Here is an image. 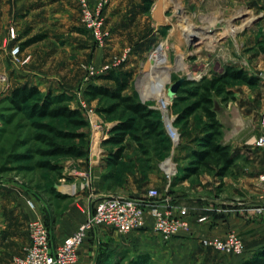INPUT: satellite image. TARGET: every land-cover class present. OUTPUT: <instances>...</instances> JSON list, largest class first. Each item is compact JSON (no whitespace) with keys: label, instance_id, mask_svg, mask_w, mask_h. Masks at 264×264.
Returning <instances> with one entry per match:
<instances>
[{"label":"rangeland","instance_id":"374dc122","mask_svg":"<svg viewBox=\"0 0 264 264\" xmlns=\"http://www.w3.org/2000/svg\"><path fill=\"white\" fill-rule=\"evenodd\" d=\"M19 1H23L24 8L11 24L22 20L15 39L24 35L26 38L19 43L18 56L11 57V63L18 67L28 64L32 57L21 59V46L39 37L29 46H34L33 56L44 57L39 68L46 64L45 58L55 55L44 70L54 76L56 83L48 81L43 88L39 84L21 85L40 92L22 112L13 110L5 100L14 88L0 96V205L40 211L52 240V221L57 214L79 200H86L78 199L79 193L94 194L95 199H88L89 211L93 212L94 201L104 196L147 200L134 195L144 193V188L152 185L163 198L172 195L174 199L187 201L184 208L190 217L204 216L206 220L199 225L213 231L211 236L223 237L232 232L242 240L247 236L251 238L249 243L254 242V222L264 220V147L253 144L262 135L264 113V0H109L103 9L108 33L104 46H98L82 26L75 0H35L33 5L28 2L29 6L28 0ZM187 26H194L196 32H208L214 41L209 45L200 43L196 36L187 35L189 32L184 31ZM157 62L158 70H169L159 100L144 95L150 94L147 90L151 86L143 91L149 83L147 73ZM178 62L183 69L177 68ZM227 67L244 71L253 81L251 84L231 81V98L225 103L214 100V110L222 124L219 141L230 147L232 167L222 178L202 172L184 181L173 177L168 183L161 164L170 159L177 167L176 175L179 171L181 176L190 161V149L197 148L196 140L204 134L206 123L200 111L177 123V116L191 101H183L176 95L168 98L169 87L180 79L185 84L197 83L203 77L221 74ZM110 73L130 74L123 94L152 110L154 118L162 123L161 136L147 135L137 124L134 134L143 148L129 135L121 145L105 144L111 129L130 115L121 108L111 114L101 113L111 102L104 99L87 102L84 97L89 84L112 88L111 82L103 80ZM46 94L54 99L59 97L58 100H63L61 105L79 109L87 127L76 128L62 119L32 117L29 107ZM81 101L92 111V119L81 110ZM35 121L75 134L69 139L53 138V143L77 147L86 155L82 158L38 155L36 150L50 148L35 140L34 135L39 133L32 126ZM93 122L106 133L104 139H93ZM168 125L178 134L177 143L172 142ZM79 134L85 137H77ZM120 147L123 150L119 164L109 167L107 158ZM42 161H49L58 169L37 167L36 163ZM94 170L99 173L96 179ZM58 188L65 192L59 193ZM28 201L34 208L28 206ZM153 232L135 231L130 238L104 226L94 227L82 243L87 255L84 264H129L139 255H148L154 264H207V261L219 264L233 255L204 250L201 243L202 248L186 243L182 251L173 254L166 251L170 239L164 240L159 235L158 238Z\"/></svg>","mask_w":264,"mask_h":264},{"label":"trees","instance_id":"16d2710c","mask_svg":"<svg viewBox=\"0 0 264 264\" xmlns=\"http://www.w3.org/2000/svg\"><path fill=\"white\" fill-rule=\"evenodd\" d=\"M39 39L37 37L31 41H27L21 48L29 46ZM129 79L130 74L128 73H110L103 77V80L111 82L113 84L112 88L89 84L84 89V97L87 102L96 99H104L111 102L109 106L100 111L101 113L111 114L121 108L130 115L126 120L118 122L111 129L109 132L110 137L105 141V144L121 145L125 137L129 135L139 148H143L140 138L134 134L137 124L141 125V128L147 135L161 136L164 132L161 129V121L154 118L152 110L136 102L132 97L123 94L128 86ZM231 81H243L250 84L253 82L244 71L227 67L221 74L212 75L209 78L203 77L197 83L185 84L184 81L177 91L176 96L179 99L183 101L190 100L191 103L177 116L176 122L179 123L186 120L196 111H200L206 118V123L203 127L204 134L196 140L197 148L190 149V161L188 165L182 169V175L180 176V172L178 171L173 180L180 179L184 181L202 172L213 173L222 178L226 175L227 170L232 167L234 160L230 147L221 144L219 141L222 136V124L214 110L215 99H220L225 103L231 98L232 92L229 89ZM190 85L191 87H185ZM38 95H40V92L35 87L20 86L14 88L5 97V100L9 102L13 110L22 112L25 110L28 102L35 99ZM58 99L59 97L55 99L51 98L49 94L44 95L41 100L29 107L30 115L39 119H62L73 127L86 128L87 122L82 112L79 109H70L68 105H61L63 100ZM32 126L39 132L34 135L35 140L46 144L50 148L49 150H36L38 155L43 157L71 158H82L86 155L84 150L77 147H60L55 146L53 143V138L69 139L76 136L75 134L60 131L49 124L36 121L32 123ZM77 137L84 138L85 136L79 134ZM122 150V147H120L107 158L106 162L109 167H115L119 164ZM36 166L51 171L58 169L57 165L49 161L37 162ZM129 264L154 263L148 255H139L131 259ZM243 264H264V248L256 251Z\"/></svg>","mask_w":264,"mask_h":264},{"label":"built area","instance_id":"2783aa9c","mask_svg":"<svg viewBox=\"0 0 264 264\" xmlns=\"http://www.w3.org/2000/svg\"><path fill=\"white\" fill-rule=\"evenodd\" d=\"M75 1L81 11L82 26L91 34L98 46H104L108 33L104 28L103 9L109 0H93V4L90 0ZM8 33L10 39L15 38L14 28L11 27ZM18 53V46H14L10 50V55L13 57H17ZM80 107L92 119V111L84 101L80 102ZM261 125L262 135L253 143L258 147H264V113ZM91 130L94 133V140L98 141L106 137V133L98 123H91ZM168 133L172 142L177 143L178 134L169 125ZM167 163L171 165L170 170L164 169ZM161 169L170 183L171 178L175 177L177 173L174 162L170 159L165 160L161 164ZM145 197L147 200L123 196H104V198L95 200L93 212L89 211L85 222L56 246L51 244L50 233L44 221H30L27 226L29 245L25 248L22 256L14 257L13 264H76L79 248L89 231L94 227L104 226L121 235H126L145 227L146 213L152 219L153 231L164 240L189 230L190 223L185 208L173 206L167 197L161 199L155 189H149ZM27 204L30 208H34L32 202L28 201ZM205 220L206 218L201 216L197 222L202 223ZM200 243L203 247L222 254L242 255L244 252L242 240L232 232L227 233L224 238L201 239Z\"/></svg>","mask_w":264,"mask_h":264},{"label":"crops","instance_id":"0c3cea01","mask_svg":"<svg viewBox=\"0 0 264 264\" xmlns=\"http://www.w3.org/2000/svg\"><path fill=\"white\" fill-rule=\"evenodd\" d=\"M34 1L35 0H28L27 6H29L28 2H30V5L35 4ZM23 6H24L23 1L0 0V96L6 95L13 88L21 86L25 83H29L32 85L39 84L40 87L43 88L44 86H46L48 81L49 83L54 82L53 81L54 76L50 75L44 69L45 67L46 68L49 67V64H51V60H53L55 55L45 58L44 63L46 64H44L42 68H39L40 67L39 63L42 62V60H44V57L40 59L38 55L33 56V52H32V50H34L33 45L26 46L20 49L19 57L21 59H23L25 56L28 55L32 57L31 61L28 64L22 67H18L13 63H11V57L13 56L10 55V50L12 49V47L18 46L19 43L26 38V36L24 35L22 37H16V39L14 38L15 40L10 39L8 33L9 29L12 27L14 28V31L17 34L19 30V26L21 24L20 22H22V20L13 23V25L11 23L12 21L14 22V19L17 20L19 16H21V11L24 8ZM48 17L50 18V15H48ZM47 22H51L50 19H48ZM74 23L77 24V22L75 21ZM54 83H56V81ZM97 174L99 175V173H97V171L94 170L93 171L94 179H96ZM62 189L63 188H58L57 191L63 194L65 190ZM149 189H156V187L149 185L148 187L144 188V190H146L143 191L144 193L138 192L137 195H134V197H140V198L145 197ZM84 192L85 191L79 193L77 195V198L86 199L85 201L79 200V202L72 204L70 208H67L64 212L57 214L58 217L52 221V223H54V231H53L54 236L51 240V244L53 246L61 244L67 237H69L71 234H73L76 231L79 225L84 223L85 220L87 219L89 213L88 199L95 196L91 191L87 192L89 194ZM171 197H169L168 199L171 201V204L173 206L179 208L186 207L185 204L188 203L187 201L174 199L172 195ZM160 198L164 199L161 196ZM262 213H264V210ZM199 216L201 217V215ZM41 218H43V216L41 215L40 211H35V210L32 211L22 206L4 207L0 205V264H13L14 257L22 256L24 254L25 248L29 245L28 228H27L28 223L32 220L43 221V219ZM188 221L190 223L189 230L186 232H181L177 236L171 238L170 241L167 242L168 245L167 247H169L166 250L167 252H173V254H177V252L179 253L180 251H182L184 247H186V245H184L186 243L199 244V247H201L200 246L201 239L215 237V236H211L213 231H210L209 228H207L204 225H199V224H203V222L198 223L197 217L196 219H194V217H190L189 215ZM145 229H148L153 232L152 219L150 218L148 213H146L145 227L137 231L138 233H140V231ZM132 232L126 235L129 236ZM153 233L156 236H158L155 232ZM225 236L226 235L217 238H224ZM129 237L131 238V235ZM246 237L247 236H245L244 238L242 237L243 240L241 239L244 246L243 254L230 255L232 256V258L230 257L229 261H226L225 259L224 262H221L219 264H243L245 261L249 260L256 251L263 249L264 220L259 222H254V240H253L254 242L251 241V243H249L251 238L249 239ZM192 246L193 248L197 247V245H192ZM203 249L207 250L208 248H203ZM208 250H211L220 255H224L212 249H208ZM85 251L86 250L84 248V244H82L81 247L79 248L78 261L76 264H84V260L87 256ZM191 261L195 262V259H192ZM206 263L211 264L210 261H207Z\"/></svg>","mask_w":264,"mask_h":264},{"label":"bare ground","instance_id":"6f19581e","mask_svg":"<svg viewBox=\"0 0 264 264\" xmlns=\"http://www.w3.org/2000/svg\"><path fill=\"white\" fill-rule=\"evenodd\" d=\"M184 29H185L184 30L185 32H189V33H187L188 36H196L200 43L205 42L206 44L209 45L214 41L208 32H205V31L204 32H198V31L196 32L195 31L196 28L194 26H187V27H184ZM192 30H193V32H190ZM161 54H162V52H161ZM158 68H159L158 62L153 64L150 67V69L147 73L149 83H148V86H145L143 89V91L147 90V87L151 86V88H150L151 90H147L150 92V94L146 93L144 95H146L147 97L150 96L156 100H159L160 97L162 96V93L164 90V84L168 81V77H169V70L160 71V70H158ZM177 68L183 69L181 66V62H178ZM168 98L171 99V97H168ZM164 169L170 170L171 169L170 163H167L166 166L164 167Z\"/></svg>","mask_w":264,"mask_h":264},{"label":"water","instance_id":"95a60500","mask_svg":"<svg viewBox=\"0 0 264 264\" xmlns=\"http://www.w3.org/2000/svg\"><path fill=\"white\" fill-rule=\"evenodd\" d=\"M183 82H184V80L180 79V80L176 81L173 85H171L168 89V96L174 97L177 94V91L179 90V88L181 87Z\"/></svg>","mask_w":264,"mask_h":264}]
</instances>
